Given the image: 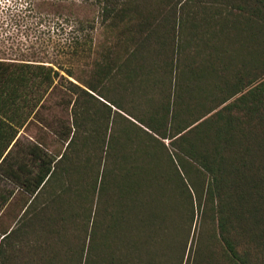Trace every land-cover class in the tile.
Returning a JSON list of instances; mask_svg holds the SVG:
<instances>
[{
	"label": "trees",
	"instance_id": "trees-1",
	"mask_svg": "<svg viewBox=\"0 0 264 264\" xmlns=\"http://www.w3.org/2000/svg\"><path fill=\"white\" fill-rule=\"evenodd\" d=\"M24 2L55 58L0 52V158L34 123L64 145L30 152L39 264H264V0ZM56 90L71 123L52 127Z\"/></svg>",
	"mask_w": 264,
	"mask_h": 264
},
{
	"label": "crops",
	"instance_id": "crops-1",
	"mask_svg": "<svg viewBox=\"0 0 264 264\" xmlns=\"http://www.w3.org/2000/svg\"><path fill=\"white\" fill-rule=\"evenodd\" d=\"M99 100L111 107V116L115 111L120 112L103 99ZM41 128L20 129L0 158V264L40 263L39 189L34 194L29 192L39 161L30 152L41 148L55 154L54 134L47 127Z\"/></svg>",
	"mask_w": 264,
	"mask_h": 264
},
{
	"label": "rangeland",
	"instance_id": "rangeland-1",
	"mask_svg": "<svg viewBox=\"0 0 264 264\" xmlns=\"http://www.w3.org/2000/svg\"><path fill=\"white\" fill-rule=\"evenodd\" d=\"M24 1L25 0H0V52H4L9 56L12 55V57L17 56L18 59L50 62L55 58V53H53L49 47L52 40H57L56 36L53 37L52 40L49 39V34L44 27V22H42L39 27L31 25V21L35 19L31 11L25 9L26 4ZM105 42V38L98 33L94 55L89 58L85 56L81 57L75 66L76 73L82 80L88 79L89 77L87 71L90 69L93 57L100 59L101 54L105 52L103 48L99 47L100 44L103 45ZM114 51L115 53H113V56L119 65L126 55L121 49H115ZM142 62L145 66H148L151 61L145 54ZM117 89L121 92V86ZM69 98V94L64 90H56L51 93L46 98L44 107L40 109L37 120L42 121V119H45V123L51 124L52 127H56L60 121L71 123L70 109L66 105ZM124 123L127 124L125 121L121 122V124ZM32 129L37 130L42 128L37 123H34L28 128V130ZM116 129L112 134L113 136L115 135V138H117ZM52 142L56 154L63 151V143L56 138H54ZM166 143L168 142L165 141V144ZM116 145L117 144H115V146ZM201 226L200 218L196 214L188 238V246L191 244L192 247L191 252L196 250L199 238L201 236L202 238L205 237L204 229H202Z\"/></svg>",
	"mask_w": 264,
	"mask_h": 264
}]
</instances>
